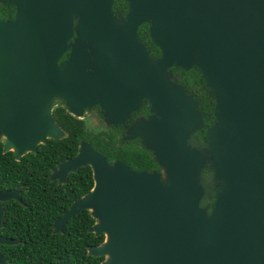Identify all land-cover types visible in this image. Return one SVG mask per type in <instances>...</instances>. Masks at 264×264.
Masks as SVG:
<instances>
[{
  "label": "water",
  "instance_id": "1",
  "mask_svg": "<svg viewBox=\"0 0 264 264\" xmlns=\"http://www.w3.org/2000/svg\"><path fill=\"white\" fill-rule=\"evenodd\" d=\"M113 1L0 0L13 9L0 18L2 151L18 160L61 134L52 98L76 117L97 104L157 168L110 162L81 140L51 178L89 165L92 185L56 226L89 209L97 264H264V0H121L125 12ZM172 66L202 78L210 125ZM142 100L149 113L125 124ZM8 198L17 191H0Z\"/></svg>",
  "mask_w": 264,
  "mask_h": 264
},
{
  "label": "flooded vegetation",
  "instance_id": "2",
  "mask_svg": "<svg viewBox=\"0 0 264 264\" xmlns=\"http://www.w3.org/2000/svg\"><path fill=\"white\" fill-rule=\"evenodd\" d=\"M6 7L8 9L7 13L4 15V18L0 17L1 19L13 16V9L11 6L5 5V8ZM172 73L177 74V81L182 84L188 92H192L199 99H201L203 105L202 110L205 112L202 121L203 125L204 127L210 125L214 117L212 115V97L209 96L208 89L205 87L203 92H199L195 89L185 87V85L179 80L178 73ZM52 102H54V105L58 104L67 110L62 100L53 98L51 100V103ZM142 108H144V110H142ZM84 113L88 117L91 116L95 118L99 123H104V125L108 128L114 127L119 132L121 140H139L138 138L125 139L123 137L125 135L124 125L120 124L115 126L105 123L97 104L84 109L83 114ZM148 113L149 105L145 100H142L139 108L130 113V116L127 118L125 124L132 123L139 114L146 116ZM77 118H82V114L81 117ZM60 135H63L62 131ZM195 135L198 142L203 143L201 140L203 138L202 130L196 131ZM0 141L3 143L2 138H0ZM54 168L55 166L49 169L47 173V179L49 181H54L55 184L33 182L18 187L0 186V191H17V199L8 198L6 200H0V238L6 240H17L15 243L0 242V257L3 258L6 264H24L23 262L16 260V257L22 253L24 256L31 254H33V256H39L41 251L46 246L44 240L48 235H59V237H53L57 240L51 249L53 255L57 257L56 264H97L102 260L103 255H99L101 259H98L97 262L94 263L93 261L98 256L92 255L90 253V248L96 245L90 243V232H92L93 235L97 234H95L93 231H90L89 209L81 208L60 225L56 226L54 224V222L58 220L78 198H80L89 190L88 189L83 194L76 196V189H78L80 186L77 184V177L74 175L71 177L73 183H67L69 173L77 172L78 168L74 171L68 172L62 181L59 178H51ZM33 172L36 171L33 170ZM45 179V176L38 178L32 173L29 177L30 181H45ZM22 187L24 189H22ZM83 187L84 186H81V188ZM22 198H25V200ZM84 211H86L87 214V217H85L87 222L86 228L85 232H79V225L76 219L73 218L75 216L77 217L79 212L84 215ZM69 221L71 223L70 229L69 226L66 225ZM79 244H81V246L84 248V256L82 258H78V255L75 257V253H77L75 249H78Z\"/></svg>",
  "mask_w": 264,
  "mask_h": 264
},
{
  "label": "trees",
  "instance_id": "3",
  "mask_svg": "<svg viewBox=\"0 0 264 264\" xmlns=\"http://www.w3.org/2000/svg\"><path fill=\"white\" fill-rule=\"evenodd\" d=\"M9 8V7H8ZM12 8V7H11ZM113 10H122L125 12L126 4L121 0H114L112 3ZM7 7L5 4H0V17L4 18L7 13ZM137 33L142 41L146 44L147 49L154 55H159V50L150 41L147 33V23H142L137 27ZM66 57V53L61 56V59ZM172 72H177L179 80L185 85V87L195 89L199 92L205 90V85L193 68L183 70L180 68L170 67ZM177 69V70H175ZM144 110V108H142ZM49 116L52 118L54 123L61 129L63 135L52 136L46 138L44 143L36 145V149L33 152L24 153L20 159H14L13 152L8 150L2 151V142L0 141V186L1 187H18L28 183H53L47 178L49 169L56 167L59 161H62L68 157H72L76 154L79 143L81 140L87 141L91 147L96 149L102 155L106 157L108 161L121 160L125 164L129 165L132 169L136 170H151L157 168V163L154 157L139 140L135 141H124L120 139L119 132L114 127H102L96 130H88L85 124V120L77 118L71 115L64 107L60 105H54V102L50 105ZM35 170L36 172H33ZM31 173L38 178L45 176V181H30L29 177ZM72 175L77 177V184L80 186L76 189V196L83 194L85 191L90 189L92 185V174L89 165L78 167V171L75 173H69L67 183H73L71 180ZM81 186H84L81 188ZM22 189H24L22 187ZM25 200V198H22ZM84 215L81 212L78 213L76 219L79 225V232H85L87 214L84 211ZM94 218L90 215V225L93 223ZM70 221L66 224L70 229ZM59 237L48 235L45 237L44 242L46 246L41 251L39 256H33V254L24 256L20 254L16 257V260L23 262L24 264H56L57 257L53 255L51 249L56 238ZM103 238V234L93 235L90 232V243L97 244ZM75 251V257L84 256V248L81 244L78 245V249ZM101 259L100 256L96 257L93 261L97 262Z\"/></svg>",
  "mask_w": 264,
  "mask_h": 264
},
{
  "label": "rangeland",
  "instance_id": "4",
  "mask_svg": "<svg viewBox=\"0 0 264 264\" xmlns=\"http://www.w3.org/2000/svg\"><path fill=\"white\" fill-rule=\"evenodd\" d=\"M6 19V18H5ZM53 99V98H52ZM51 99V100H52ZM197 100L199 101V106H200V108H199V110L201 111V112H203V110H202V107H203V105H202V101H201V99H199L198 97H197ZM201 101V102H200ZM83 112H84V110H83ZM83 112L81 113L82 114V119L83 120H85V124H86V127L88 128V130H90V129H92V130H96V129H98V128H100V127H102L103 129L106 127L105 125H104V123H99L95 118H93V117H88V116H86L85 115V113L83 114ZM203 113H205V112H203ZM206 173V172H205ZM206 175V174H205ZM59 177H61V176H56V178H59ZM60 179V178H59Z\"/></svg>",
  "mask_w": 264,
  "mask_h": 264
}]
</instances>
